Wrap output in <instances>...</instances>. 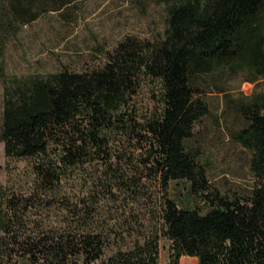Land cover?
<instances>
[{"label": "trees", "instance_id": "1", "mask_svg": "<svg viewBox=\"0 0 264 264\" xmlns=\"http://www.w3.org/2000/svg\"><path fill=\"white\" fill-rule=\"evenodd\" d=\"M84 1L0 0V49L39 20L72 25ZM161 1V32L124 37L94 67L3 75L0 141L8 157L31 161L33 179L20 193L0 184V264H14L16 252L35 264H69L79 256L85 264H159L161 235L171 242L173 264L183 255L195 257V264H264V93L236 103L244 117L236 137L252 153L248 190L213 189L189 146L195 125L211 111L198 75L230 70L247 73L251 82L264 78V0ZM147 78L158 90L142 106L133 94ZM128 157L140 159L159 185L160 219L106 254L111 235L94 226L89 206L95 210L91 199L101 183L112 194L134 187ZM179 180L203 196L206 209L169 194ZM76 181L83 184L69 191ZM40 196L59 198L73 220L61 230H26L24 216Z\"/></svg>", "mask_w": 264, "mask_h": 264}, {"label": "rangeland", "instance_id": "2", "mask_svg": "<svg viewBox=\"0 0 264 264\" xmlns=\"http://www.w3.org/2000/svg\"><path fill=\"white\" fill-rule=\"evenodd\" d=\"M82 5L85 11L72 25L56 19L52 22L39 20L12 35L6 47L0 49L3 66V74L0 73V115L4 74H47L65 68L83 70L94 67L105 61L108 52L124 37L148 38L164 28L165 13L161 0H86ZM247 77V73L230 70L202 73L197 77L211 111L195 125L189 146L205 165L212 188L229 195L245 192L254 181L250 168L252 153L236 137L244 123L236 103L254 91L264 93V78L251 82ZM157 90L156 82L147 78L139 83L133 98L145 106L154 99ZM126 160L132 163L133 182H137L134 187L115 188L112 194L101 183L91 199L95 210L89 206L88 215L93 216L94 213L97 220L94 226L101 224L111 235L106 254L154 229L160 219L162 193L159 185L142 171L140 159L128 157ZM122 167L128 165L122 162ZM123 170L126 172L125 168ZM32 179L31 161L8 157L4 143L0 141V184L8 191L20 193L30 190ZM81 184L76 181L69 191L79 189ZM169 194L182 205L207 208L202 195L190 193L187 180L172 181ZM37 200L39 206H34L24 216L26 230L30 229L33 235L43 229L50 230V227L61 230L68 220H73L59 198L47 201L40 196ZM170 243L167 237L160 236L159 264H173ZM14 259V264H35L19 252ZM195 263L193 256L180 258V264ZM69 264L85 262L79 256L73 257Z\"/></svg>", "mask_w": 264, "mask_h": 264}]
</instances>
